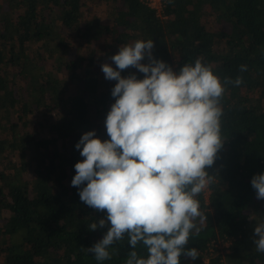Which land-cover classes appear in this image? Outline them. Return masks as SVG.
Listing matches in <instances>:
<instances>
[{"label":"trees","instance_id":"1","mask_svg":"<svg viewBox=\"0 0 264 264\" xmlns=\"http://www.w3.org/2000/svg\"><path fill=\"white\" fill-rule=\"evenodd\" d=\"M145 2L0 0V162L5 164L0 214L7 213L0 223V264H125L133 250L127 235L109 247L110 259L97 261L87 251L110 225L88 228L106 212L87 206L71 186L74 165L84 159L75 145L93 129L102 140L110 138L105 119L115 102L116 81L105 79L99 61L115 67L110 57L121 45L157 38L156 59L177 72L199 59L225 88L220 99L225 141L208 169L214 182L207 197L204 191L196 197L205 218H197L200 231L189 236L186 247L200 255L190 264H205L204 257L207 264H264L250 229L251 213L264 209L251 186V178L264 173V0H162L160 14ZM96 3L105 4L106 22L89 13ZM209 18L217 26L227 23L229 30H209ZM55 24L70 30L71 41ZM93 46L101 52L80 53ZM147 62L146 57L142 63ZM61 69L69 72L73 93L56 77ZM133 73L144 77L135 68L121 75ZM238 77L242 82L236 85ZM18 103L21 128L7 116ZM28 115L31 130L22 129L29 125ZM37 125L50 135L41 136ZM29 171L32 175L23 178ZM223 243L227 251L220 253L216 246ZM135 250L148 255L142 242ZM187 261L182 254L180 264Z\"/></svg>","mask_w":264,"mask_h":264},{"label":"clouds","instance_id":"2","mask_svg":"<svg viewBox=\"0 0 264 264\" xmlns=\"http://www.w3.org/2000/svg\"><path fill=\"white\" fill-rule=\"evenodd\" d=\"M153 47L152 39L121 45L110 57L115 67L102 65L105 79L116 81L115 102L105 119L110 138L102 140L93 129L75 145L84 159L74 165L71 186L87 206L106 212L88 228L110 225L87 248L97 261L110 259L109 247L125 235L133 249L125 264H180L182 254L191 260L200 256L197 248L186 246L190 233L200 231L197 218H205L196 197L214 182L208 169L225 141L220 105L225 88L199 59L177 72L153 56ZM129 68L144 77L122 76ZM251 186L264 200V173L255 174ZM254 237L256 251L264 252V219ZM141 242L146 258L135 250Z\"/></svg>","mask_w":264,"mask_h":264},{"label":"rangeland","instance_id":"3","mask_svg":"<svg viewBox=\"0 0 264 264\" xmlns=\"http://www.w3.org/2000/svg\"><path fill=\"white\" fill-rule=\"evenodd\" d=\"M3 8H6V5L3 4L2 5ZM98 7V10L96 11V8ZM105 7V4H100V3H96L94 5H92L91 9L89 10L90 12L89 13H93V11L97 12L96 14H99L100 15V18L103 20L102 22H106V17H105V13H104V8ZM95 9V10H94ZM88 12H86L87 15H89ZM98 15V16H99ZM205 25L207 26V28H209V30H212V31H228L229 30V25L227 23H221L219 24L218 26L216 25V22H215V19H211L209 18L208 21H206ZM55 29L59 31V34L60 36H63L64 38H66L67 40H70L71 41V32L70 30H65V29H61L57 24H55ZM72 44H74V41L71 42ZM96 48V49H95ZM174 55L177 56V49L174 48ZM97 52H101L98 50V48L96 46H93L89 52L87 51H84V50H81L80 53L83 55V56H86V55H93V54H96ZM104 63H107V61H105L104 59H101L99 61V65H100V68L102 67V65ZM101 72H102V68H101ZM102 74H104L102 72ZM56 77L61 79L62 82L65 84L66 88H67V91L68 93H73L74 92V89H75V85H73L72 82H69V72L65 69H61L60 71H57L56 72ZM11 88V87H10ZM13 88V87H12ZM21 106V103H18L16 107L14 108H11V109H8L7 110V116L10 118V121L12 123H17L18 126L21 128V125H22V120H20L19 117V107ZM33 115V114H32ZM47 115L49 116H53V114L50 112V111H47ZM46 115V116H47ZM28 123L30 121V117L31 115H28ZM52 122H54L53 118L51 119ZM6 127L8 128V123H6ZM33 127V125H31V123H29V125L27 127H23L22 129H27V130H31ZM37 132L42 136V135H50V130H46L43 126L41 125H37ZM5 169V164H3V162H0V170H3ZM32 173L31 171L29 172H26L25 174L22 175L23 178H28L29 176H31ZM207 194H208V190H204V195L205 197H207ZM7 215V213L3 212L2 214H0V223L2 222V219L3 217ZM256 215V217H255ZM261 219H264V209H259L258 212L256 213H251L250 215V221H252V224L250 226V229L254 232V228L255 226L257 225V222L260 221ZM218 249H219V252H225L227 251L226 248H227V243H223V244H217L216 246ZM2 259V254H0V260ZM187 262H184L183 264H190L191 263V260L190 258H187ZM203 262L205 264H207V259L204 257L203 258ZM182 264V263H181Z\"/></svg>","mask_w":264,"mask_h":264},{"label":"built area","instance_id":"4","mask_svg":"<svg viewBox=\"0 0 264 264\" xmlns=\"http://www.w3.org/2000/svg\"><path fill=\"white\" fill-rule=\"evenodd\" d=\"M149 7L154 8L158 14L161 12L162 0H146L145 2Z\"/></svg>","mask_w":264,"mask_h":264},{"label":"water","instance_id":"5","mask_svg":"<svg viewBox=\"0 0 264 264\" xmlns=\"http://www.w3.org/2000/svg\"><path fill=\"white\" fill-rule=\"evenodd\" d=\"M161 42L158 38L153 40V43Z\"/></svg>","mask_w":264,"mask_h":264}]
</instances>
